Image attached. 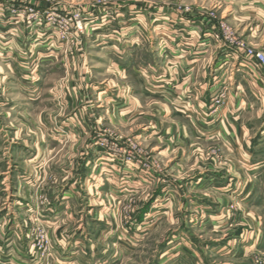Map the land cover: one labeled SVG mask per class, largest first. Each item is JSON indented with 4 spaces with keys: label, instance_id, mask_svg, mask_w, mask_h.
Wrapping results in <instances>:
<instances>
[{
    "label": "rangeland",
    "instance_id": "1",
    "mask_svg": "<svg viewBox=\"0 0 264 264\" xmlns=\"http://www.w3.org/2000/svg\"><path fill=\"white\" fill-rule=\"evenodd\" d=\"M55 1L66 7L69 12L82 13L84 18L89 19L87 20L88 25H83V32L78 33V38L73 37L70 42H67L68 46L63 43L56 50H51L52 53H59V63L62 55L71 65V59L76 60H73L74 68L64 69L63 75H60L64 81L74 75L77 76L79 70L90 63L91 67L102 71L94 73V81L103 82L106 80L109 82L110 80L114 87L121 86L123 90L126 86L130 89H141L139 80L135 76H121L115 66L110 68V72H106L105 57L99 52L103 41H119L118 24L120 21L128 22V25L134 22L144 25L140 31L143 40L142 50L134 54V57L137 56L140 61L137 68L140 67L149 78L152 72L151 64L155 63L156 67L159 65V58L156 56V53H159V46L160 51H164L165 54L170 52L166 50V43H169L166 34L168 30H156L159 25L164 26V23L181 20L190 23L195 19H200L203 27L202 47L206 50L212 47L214 53L225 48V38L228 42L232 41L237 44L244 42L249 48L264 52V34L258 32L257 35H254L251 32V28L257 23L254 20L255 16L264 19V7L252 8L256 5L254 4L255 0ZM103 11H106V20L113 21L111 24L106 25L101 19L104 16ZM91 13L100 18L98 22L90 23L89 17L92 16L89 14ZM117 15L120 18L124 16V18L112 20V17ZM217 31L222 42L212 38V34ZM126 32L133 34V31ZM168 33L170 35L171 32ZM13 50L14 61H16L15 65L13 64L15 67L13 69L20 74L16 71L17 76H20L19 81H25L24 79L30 81L31 79H27L26 73L19 64L16 52L19 50V45ZM39 51L45 55L51 53L46 48ZM213 57L215 58V56ZM0 69H2L1 64ZM4 72L1 71L0 75H3ZM15 86L11 79L0 80V184L7 183L9 185L12 183L11 173L14 168L20 169L32 160L25 159L22 156V150L25 148L34 151L41 148L39 147V138L42 134H47L48 130L43 129L45 125L43 128L39 125V117L43 116V123L46 122L47 126L52 121L53 129L60 131L59 122L69 114L68 109L62 103V96H59L54 103L51 102L52 106L47 107L46 111H43L44 109L39 106H34L29 111L24 98L19 95ZM10 89L11 91H9ZM12 89L14 90L12 91ZM220 95L221 92L211 98L212 105L209 109L212 115L225 104V93L223 103L214 104V100ZM140 96L142 95L140 94ZM142 97L144 109L138 122L125 125L124 121H117L114 118L109 120V116L103 117L101 114V122H97L90 129L88 132L90 137L86 143L79 147L76 143L70 142L68 136H65L69 140H64L62 144L59 143L58 153L45 158L47 164L53 168L52 174L49 173L45 180V187L62 184L66 188L74 181L83 187L82 183L90 179L92 183L98 181V183L104 184L106 177L109 180L111 178V181L115 183L112 185H126L127 191L125 194L123 192L121 199L119 198L120 202L117 200V202H112L107 199L106 195L99 194L97 198L101 199L102 197L106 206L99 205L98 201L94 202V199H89L87 195L82 196L79 205L77 202L74 203L75 206H71L70 203L63 205L60 212L64 215V219L66 220L72 214L76 219L73 224L65 221V225H70L66 232L71 235V231L77 228L81 231L87 222V219H84L85 222L83 221L85 215L93 219L104 214L106 217L104 228L109 226L112 230L118 229L127 233V245L122 247L123 252L120 254L116 251L109 253L107 257L105 256L109 261L107 264H264L263 107L261 109V106L257 105L255 112L251 115H243L245 123H252L250 127L253 128L251 133L253 153L250 158H245L236 151L229 153L228 147L225 148L223 143L218 140L209 142L196 140L189 131L184 133L172 131L173 135L170 138L171 143H169L168 150H166V142L158 144L152 141H139L137 139L138 132L149 130L153 120L160 119L166 125L169 124V120H166L164 116V113L167 112L166 103L160 97H158L160 99ZM257 114H261L260 118ZM98 115L100 114L98 113ZM97 116L96 118H98ZM185 125L187 126V124ZM164 127L162 126L163 129ZM50 128L51 126H48V129ZM72 132L75 133L71 128L64 129L63 134L69 135L73 134ZM32 138L36 141H29ZM105 138L108 140L122 139L124 145L128 142L136 144L143 161L151 167L150 170L144 173L142 167L130 169L123 161L113 158L112 167L118 165L119 172L106 175L102 179L97 177L94 179V176H98L95 174L98 170L93 171V165L98 159L100 150L103 149L102 141H106ZM52 143L55 144L54 141ZM42 149L45 150L46 147H42ZM164 150H166L165 153ZM102 152L105 153V150ZM25 161L26 164H24ZM248 166H253L255 173L248 174L246 172ZM37 171H40L39 168ZM19 179L22 181V176ZM201 182L205 183L204 187L199 185ZM170 183L177 185V191L173 188V190L168 189ZM230 183L231 186L228 185ZM142 186H144L143 189ZM20 187L22 190L24 189L22 183L18 186V188ZM161 187L165 188L164 193L160 192ZM250 187L251 189H249ZM121 189L123 191V188ZM22 190L20 189V194L23 196ZM2 191L6 194L5 190ZM158 192L161 194L160 200L158 203L156 201L153 206L154 200H157L159 195ZM175 195L176 199H174ZM33 197L35 205L31 209L35 213L33 216L35 218L27 224L30 229L29 241L33 251L30 259L33 260V264H51L53 239L49 236L46 223L43 220L48 216L49 201L40 192L35 193ZM173 199L175 200L173 222H168L166 216H163L168 208L162 205L166 201H174ZM189 199L195 203L191 205ZM8 206L9 200L5 195L0 205V213L9 209ZM104 207L105 211L102 210ZM107 209L110 211L107 212ZM76 213L80 217L76 216ZM144 214L145 216L149 214V216L145 218L147 219L144 221L145 223L140 225L137 220ZM198 217L204 219L202 224L188 221L190 218ZM79 218L80 224L77 222ZM114 221H117V224ZM79 226L81 227L79 228ZM100 227L103 228V226ZM98 228L96 225L97 230ZM180 232H184V234L181 235ZM40 234L48 235L50 239L48 245L39 244V240H42L39 239L41 238ZM85 242L87 243L86 239L83 242L84 246H86ZM176 246L178 247L176 248ZM77 256L81 255L77 254Z\"/></svg>",
    "mask_w": 264,
    "mask_h": 264
},
{
    "label": "crops",
    "instance_id": "2",
    "mask_svg": "<svg viewBox=\"0 0 264 264\" xmlns=\"http://www.w3.org/2000/svg\"><path fill=\"white\" fill-rule=\"evenodd\" d=\"M254 4L256 5L252 8L261 6L263 8L264 0H255ZM1 6H3L2 1H0ZM254 20L257 23L251 28V32L254 35H257L258 32L264 34V19L255 16ZM8 25V17L0 16V64L2 66L0 70L5 71L3 75H0V80L11 79L15 83L16 91L24 98L27 104L26 108L29 111L34 106H39L44 109L43 111H46L47 107L52 106L51 102L54 103L59 96H62V103L68 109L69 114L59 122L60 131L53 129L52 121L48 125L51 128L48 129L47 123H43V116L39 117V125L42 128L45 125L43 129L48 130L47 134H42L39 138V147L41 148L34 151L24 148L22 156L32 160L20 169L14 168L11 173V185L0 184V205L5 195L9 200V209L0 213V264H33V260L30 259L33 251L29 241L30 229H28L29 225L27 224L35 218H33L35 213L31 207L35 205L33 195L38 192L49 201L47 205L49 207L47 209L48 216L43 220L46 223L49 236L53 239L51 264H107L109 261L106 257L109 253L116 251L120 254L123 252L122 247L127 245V233L118 229L112 230L109 226L104 228V220L106 219L104 214L93 219L85 215L83 221L85 222L87 219V222L82 228V232L77 228L71 231L72 233L69 235L66 230L70 225H65V221L73 224L76 221L75 216L69 215L65 220L64 215L60 212L65 204L70 203L71 206H75L74 203L77 202L79 205L84 195H87L89 199H94V202L98 201L99 205L102 204V206L106 205L102 197L101 199L97 198L99 194L106 195L107 199L112 202H120L123 192L125 194L127 191L126 185H112L115 183L111 181V178L109 180L106 177L109 174H117L119 172L118 165L112 167V158L100 150L98 159L93 165V171L98 170L95 173L98 176H94V179L95 177L102 179L105 176V185L98 183V181L92 183L90 179L82 183L83 187L77 181L70 183L66 188L62 184L45 187L48 174L53 172V168L47 164L45 158L58 153L59 145L64 140L70 139V142L76 143L79 147L86 143L90 137L88 133L90 129L97 122H101V114L103 117L109 116V120L114 118L117 121H124L125 125L138 122L144 109L142 96L161 98L166 103L167 112L164 113V116L166 120H169V124L166 125L160 119L153 120L149 130L138 132L137 139L139 141H152L158 144L166 142V150H168L169 143H171L170 138L173 135L172 131H182L183 133L189 131L196 140L204 142L218 140L223 143L225 148L228 147L229 153L236 151L245 158L251 157L253 153V136L251 135L253 128L250 127L252 123H245L243 115H251L255 112L257 105L261 106V109L263 107L264 112V69L257 63L247 62L242 56L234 55L228 49L224 48L214 53L212 47L207 50L203 48V27L200 19H195L190 23L183 20L164 23V26L159 25L156 28V30L166 29L171 32L169 35L166 31L169 40V43H166V50L170 52L165 54L164 51H160L159 46V53H156L157 58H159V65L156 67L155 63L152 62L150 78L142 72L140 67L137 68L140 61H138L137 56L134 57V54L142 50L143 40L140 31L144 25L139 24V22L128 25V22L120 21L118 24L120 29L119 41H103L101 43L103 46H100L99 52L105 57L104 68L106 72H110L115 66L121 76H135L141 86V89L138 90L130 89L128 86H124V90L121 89V86L114 87L110 80L109 82L106 80L103 82L94 81V73L102 71L91 67L90 63L83 66L77 76L74 75L68 79L69 81H64L60 75H63L64 69L74 68L73 60H76L71 59V65L62 55L60 60L62 63H59V53H55V56L44 55L43 57L42 55L43 61L38 72L31 75V80L19 81L20 74L16 70L19 74L17 76L13 69L16 61H14L15 58L12 53L14 50L12 49L19 45L22 40L19 37L22 34L19 33L15 37L9 35L13 33L7 31L6 26ZM126 31H133V34H128ZM9 49L11 51H8ZM131 91L135 94H131ZM223 91L226 94L225 104L219 107L214 115L210 114L211 98ZM9 104L12 103L9 102ZM98 113L100 115L97 116ZM261 114H257V116L260 118ZM162 126H165L164 129ZM69 128L75 133L63 134L64 129ZM65 136H68L69 139ZM32 140L33 138L29 141ZM42 147H46V149L43 150ZM77 152L79 153L78 148ZM26 163L25 161L24 164ZM38 168L40 171H37ZM107 172L108 174H106ZM246 172L248 174L255 173V169L253 166H248ZM20 176H22V181L19 179ZM202 182L199 185L204 187L205 183ZM21 183L24 185L23 190L22 187L18 188ZM174 184L170 183L168 189L177 191V185ZM228 185L231 186L232 184ZM161 188L160 192L164 193L165 188ZM20 189L23 196L20 194ZM2 190H5L6 194ZM160 195L157 196V200H154L153 206L156 201L158 203L160 200ZM174 199H176V195ZM189 201L191 205L195 203L194 201L191 202L190 199ZM174 202L175 200L166 201L162 205L168 208L163 215L166 216L168 222H173ZM102 210L105 211L106 208L104 207ZM109 211L107 209V212ZM88 214L91 216L90 213ZM76 216L80 217L78 214ZM147 216L145 214L139 216L137 221L140 225L145 223ZM202 220H204L202 217H198L190 218L188 221L202 224ZM77 222L80 224V218ZM114 223L117 224V221ZM96 225L99 227L98 230ZM100 226H103L104 229ZM180 234L182 235L184 232H180ZM84 239L87 240L86 246L83 245ZM77 254L81 256L79 257ZM98 256L101 258H97Z\"/></svg>",
    "mask_w": 264,
    "mask_h": 264
},
{
    "label": "built area",
    "instance_id": "3",
    "mask_svg": "<svg viewBox=\"0 0 264 264\" xmlns=\"http://www.w3.org/2000/svg\"><path fill=\"white\" fill-rule=\"evenodd\" d=\"M3 2V6L0 7V16L8 17L9 25L6 26L9 34L13 37L22 34L19 38L22 39L19 43V50L16 51L19 57V64L26 73L27 79L31 78V75L37 73L43 58L44 53L39 50L46 48L51 53L50 56H55V52L52 53V49H57L63 43L70 42L73 37L78 38V33H82L84 30L83 25L87 24L86 17L82 13L73 11L69 12L68 9L62 6L60 3H56L55 0H0ZM90 18V23L98 22L100 18ZM101 17L106 25L111 24L113 21H107L106 11L102 13ZM95 17V18H94ZM120 19V16L112 17V20ZM86 19V21H85ZM109 19V18H108ZM85 22V23H84ZM5 28V29H6ZM213 29V27H212ZM214 30V29H213ZM76 32V34H75ZM212 38L216 41L222 42L218 35V31L212 34ZM220 39V40H219ZM224 46L236 56H242L247 62L257 63L262 69H264V52L256 51L249 48L246 43H232L225 38ZM70 47V45H69ZM15 49V47H14ZM13 50V49H12ZM69 50V49H68ZM8 51H11L9 49ZM8 53V52H6ZM14 54V52H12ZM67 56V53H65ZM72 54V53H71ZM48 56V55H46ZM224 92L214 100V104L220 105L223 103ZM102 141L103 149L110 158L123 161L126 167H142V171L145 173L150 170V166L143 161L140 155V150L134 143H127L124 145L122 139ZM42 240H39V244L46 246L49 244V237L47 234H40ZM46 244V245H45Z\"/></svg>",
    "mask_w": 264,
    "mask_h": 264
}]
</instances>
